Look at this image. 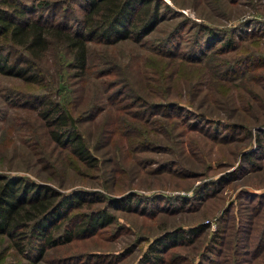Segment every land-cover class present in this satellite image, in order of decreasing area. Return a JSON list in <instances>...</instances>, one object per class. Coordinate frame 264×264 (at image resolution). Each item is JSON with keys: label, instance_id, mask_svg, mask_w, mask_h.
Instances as JSON below:
<instances>
[{"label": "rangeland", "instance_id": "374dc122", "mask_svg": "<svg viewBox=\"0 0 264 264\" xmlns=\"http://www.w3.org/2000/svg\"><path fill=\"white\" fill-rule=\"evenodd\" d=\"M47 1L29 15L72 31L82 25L86 0ZM159 3L163 18L139 42H87L90 74L80 83L57 73L51 49L41 64L53 97L65 91L74 110L97 109L77 122L96 166L66 173L61 189L98 190L103 199L71 213L99 207L111 221L41 254L35 241L18 254L0 235V264H136L145 251L160 255L159 264H264V0ZM106 46L102 59L114 67L102 74L105 62L94 55ZM103 79L113 86L101 91ZM40 92L0 72V171L45 181L42 156L57 158L56 174L69 155H54L46 141ZM92 93H100L94 106ZM129 191L128 202L110 198ZM178 228L175 242L148 250Z\"/></svg>", "mask_w": 264, "mask_h": 264}, {"label": "trees", "instance_id": "16d2710c", "mask_svg": "<svg viewBox=\"0 0 264 264\" xmlns=\"http://www.w3.org/2000/svg\"><path fill=\"white\" fill-rule=\"evenodd\" d=\"M86 2L88 7L82 18V25L78 24L79 27L72 31L65 29L61 21L43 22L38 16L29 15L37 8H46L47 0L29 3L25 0H0V72L35 83L47 91L36 93V100L39 103L37 111L47 126L46 141L49 139L52 142L50 148L56 151L54 155H60L59 150L69 155L65 161H61L60 170L56 174L57 170L51 169L56 168L55 163L59 162L57 158L42 156L40 160L43 161L44 167L40 170L48 169L43 174L45 181H37L20 173L0 171V235L8 240L9 247L18 254L26 255L27 244L32 241L39 244L37 250L41 254L48 246L66 242L76 235L86 236L93 233L96 228L109 223L112 218L104 208L99 207L80 212L77 219H74L77 212L71 213V208L78 207L83 200L91 202L103 199L98 190L78 188L67 192L61 189L66 173L74 170V174L80 175L84 174L82 170L96 166L97 158L89 151L77 129V122L86 118L80 117L86 113L96 114L97 109L93 111V108L87 107L86 111L82 108L74 110L72 107L74 104L68 105L65 91L59 93L58 97H53L48 89L50 86L46 79L47 70L41 64L51 49L57 73L60 76L69 74L78 77L80 83L84 79L81 77L90 74L89 60L93 53L90 52L88 41L95 39L104 45L124 39L139 42L163 18L160 10L165 6L162 7L159 0H86ZM199 24L207 37L214 36L209 25ZM107 50V46L102 47L101 52L94 55L105 62L106 67L102 74H109L114 67L110 60L102 59ZM107 62L110 63L106 64ZM66 69L71 71L66 73ZM170 74L172 78L174 72L170 71ZM100 83L101 91L113 86L109 79H103ZM61 89L63 87L58 88L60 91ZM100 93L90 95L94 102L91 106L97 103L95 98L99 97ZM28 161L27 159L25 163L32 165ZM65 162L67 167L62 165ZM49 178L50 180L54 178L57 182L50 181ZM133 195L135 192L129 191L110 198L118 202H128L134 198ZM73 220L76 222H72ZM54 230L56 232H53ZM195 230L194 228L187 230V233ZM183 231L181 228L164 231L152 240L148 250H153L156 243L162 244L168 240L175 242ZM150 252L152 258L149 256ZM152 252L154 251H145L136 264H148L150 261L151 264H159L160 255Z\"/></svg>", "mask_w": 264, "mask_h": 264}]
</instances>
